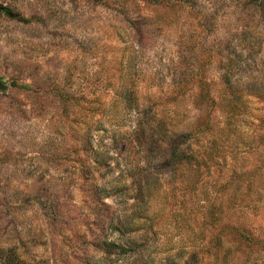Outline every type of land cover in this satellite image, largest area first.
Segmentation results:
<instances>
[{
    "label": "rangeland",
    "instance_id": "374dc122",
    "mask_svg": "<svg viewBox=\"0 0 264 264\" xmlns=\"http://www.w3.org/2000/svg\"><path fill=\"white\" fill-rule=\"evenodd\" d=\"M0 82V264H264V0H0Z\"/></svg>",
    "mask_w": 264,
    "mask_h": 264
},
{
    "label": "trees",
    "instance_id": "16d2710c",
    "mask_svg": "<svg viewBox=\"0 0 264 264\" xmlns=\"http://www.w3.org/2000/svg\"><path fill=\"white\" fill-rule=\"evenodd\" d=\"M1 87H2V85H1V82H0V89H1ZM238 237L241 238L242 240H243V239H246L245 234H239Z\"/></svg>",
    "mask_w": 264,
    "mask_h": 264
}]
</instances>
